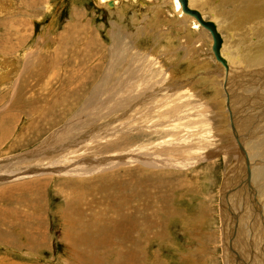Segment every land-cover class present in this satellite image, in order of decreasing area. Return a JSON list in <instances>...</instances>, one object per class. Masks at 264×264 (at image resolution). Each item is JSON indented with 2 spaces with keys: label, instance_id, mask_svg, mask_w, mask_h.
<instances>
[{
  "label": "rangeland",
  "instance_id": "rangeland-1",
  "mask_svg": "<svg viewBox=\"0 0 264 264\" xmlns=\"http://www.w3.org/2000/svg\"><path fill=\"white\" fill-rule=\"evenodd\" d=\"M203 5L227 42L228 72L212 53L211 34L179 17L172 0H117L111 8L95 0H0V264H249L246 253L264 260V244L259 254L255 245L238 251L245 218L237 229L235 206L224 198L221 207L223 182L225 197L246 165L229 110L254 136L257 123L264 127V0ZM120 173L137 206L147 193L129 180L163 184L152 190L155 213L141 215L158 223L149 240L130 221L123 233L134 232L138 248L121 245L115 233L73 242L89 216L99 227L118 226L106 204L83 206L80 217L67 205L89 203ZM242 190L234 203L260 223L250 206L257 193L242 207ZM228 247L239 257L228 260Z\"/></svg>",
  "mask_w": 264,
  "mask_h": 264
},
{
  "label": "bare ground",
  "instance_id": "bare-ground-1",
  "mask_svg": "<svg viewBox=\"0 0 264 264\" xmlns=\"http://www.w3.org/2000/svg\"><path fill=\"white\" fill-rule=\"evenodd\" d=\"M99 5L101 6H106V7H109L111 8L114 3H116L117 0H95ZM189 1V5L190 7L194 8V9H198L203 17L205 18V14L204 12L201 10V7H204L203 4H205V1L206 0H188ZM204 1V2H203ZM172 5H173V8H174V11L175 13H177L179 15V17H183L185 19H190V22H191V25L193 28L195 29H198L200 27L204 28L205 30H207L209 33L210 31L205 28L198 20L195 16L189 14V13H186L185 11H183V7H182V3L180 0H172ZM215 11V10H214ZM211 13H213V18H215V14L214 12L211 11ZM177 15V16H178ZM184 15V16H183ZM188 18H187V17ZM206 19V18H205ZM216 20L215 19H212V21ZM216 24H217V29L219 30L220 32V29H219V23H217L216 21H214ZM222 27V26H221ZM211 34V33H210ZM234 34H232L233 36ZM212 37V35H211ZM223 38V37H222ZM212 40H213V37H212ZM92 42V40H91ZM224 43L225 44V47H224ZM213 45V44H212ZM232 45V44H231ZM227 46V42L226 40H224L223 38V43H222V47H221V54H222V50H223V47H224V50ZM93 47V46H92ZM212 53H213V50H212ZM214 55V53H213ZM223 56V55H222ZM215 57V55H214ZM224 57V56H223ZM91 58V57H89ZM216 59V57H215ZM217 62L221 63L222 66L224 67V69L228 72L229 68H230V65H228V61L227 59H225L227 61V65H224L221 61H219L218 59H216ZM98 70V69H97ZM237 70V68L235 69ZM238 72H239V69H238ZM232 80V79H231ZM262 80H260L261 82ZM256 83V82H255ZM258 83V82H257ZM264 83V81L262 82ZM261 83V84H262ZM233 84V83H232ZM237 85V84H236ZM243 85V84H242ZM245 87V86H244ZM236 88V87H235ZM255 89V88H254ZM246 91V90H245ZM248 93V92H247ZM254 94V93H253ZM254 97H258L257 93L255 94ZM260 97L258 98H254L253 100L255 101H258ZM228 99V98H227ZM262 99V98H261ZM253 100H250L251 104H252V101ZM233 101V100H231ZM228 102H229V99H228ZM227 102V103H228ZM249 102V100H248ZM247 102V103H248ZM259 102V101H258ZM254 103V102H253ZM249 104V103H248ZM248 104H245L247 106H245L244 108H249L250 106ZM260 104L261 105H264L261 103L260 101ZM259 105V103H258ZM260 105V106H261ZM252 106V105H251ZM258 106V109L259 107ZM229 107L231 108V102H229ZM69 108V107H68ZM228 108V106H227ZM242 108V107H241ZM243 108V109H244ZM264 108V107H263ZM234 109V107H233ZM232 109V111H234ZM231 110V109H230ZM248 110V109H246ZM252 111V110H251ZM240 112V111H239ZM247 112V111H246ZM253 112V111H252ZM237 114V113H236ZM239 114V113H238ZM241 114V113H240ZM242 114H245V112H243ZM241 114V115H242ZM248 114V113H247ZM253 115V114H252ZM255 115V114H254ZM258 115V114H256ZM251 117V116H250ZM253 118V117H251ZM256 120V119H255ZM2 121V120H1ZM248 121V120H247ZM238 122V119L237 117H235V125H236V129L238 131V133L240 132V138H239V150H238V160H239V165L241 166L242 165V161L244 160L245 164L246 165H242V171L239 172V176H241V181L242 179L244 180V178L247 180H245V184L237 189V187L234 185L232 186V189L229 188V191L225 194V199L226 201L230 202L231 204H233V206H235V208L232 209V211L235 210V214L239 212V216L234 220L233 224L236 225L237 229L239 227H241V221H243V219L245 218V221L241 227V231L239 230L236 231L237 235L241 234L240 235V242H241V245H239L240 248H238V251L240 253H243L244 252V249H246V252L249 251L250 252V247L249 246H252V245H255V249H256V252L257 254H259V247L261 244H264V240H258V241H254V237H259V235H261V233H264V226H263V222H264V207L262 205H264V175L262 174V172H260V166L259 165H262V162H261V157L260 154L262 153H257V151L259 150L258 148V142L257 141H262L264 143V132L262 131V129L264 128L263 126H261L263 123L260 121L259 123H257V125H259L260 129H261V132L259 131L258 128H254L255 132H256V136L252 135L251 134V127L253 126H244L243 125V128L239 126V124H237ZM5 126V125H4ZM3 126V127H4ZM242 129V130H241ZM5 130V129H4ZM264 130V129H263ZM243 131V132H242ZM250 131V134H248ZM234 134V133H233ZM5 135V134H4ZM1 136V135H0ZM255 141H252L251 139H253ZM262 143V145H263ZM240 144L244 147V150L241 149L240 147ZM249 144V145H248ZM251 148L254 147V150L256 149V151H254V154L256 155H253V150L252 148L251 149H248V147ZM262 148V147H261ZM264 150V149H263ZM264 152V151H263ZM244 155V156H243ZM258 155V156H257ZM245 157V158H244ZM246 159L249 160V166H250V170L248 169V165H247V162H246ZM245 166V167H244ZM245 168H246V171H245ZM133 172V171H132ZM154 173L150 172V175H153ZM120 175H122L121 173L118 174V175H113L110 177V179L106 180L107 182H104L103 181V186L101 187V190L99 191V193H97L96 195L94 196H91L92 200L89 202V203H85L84 202V197H82V201L77 204L75 203V207H73V204H71V206H69V204L67 205V207L70 209V208H76V210H74V217H80L83 215V206L87 207L88 209H90L91 211H95L97 208L98 205L100 204H106L109 208H110V211L119 216V224L118 226L117 225H114V224H111L110 227H99L98 226V218L96 217H92V216H89L88 217V222H84L82 227L80 230H79V236H78V240H72L73 242H77L79 244H82L85 242V244H90L93 236L96 237L97 241L98 239H101L100 241H104L105 238L102 237V234L103 233H115V234H120L121 237L118 239L119 242H121L120 244L121 245H124V243L126 244H134L136 246V243H139V242H136L137 240L136 239H139L137 238L135 235L134 232H131L129 234H125L123 233V224L125 223H129L130 221L134 222L135 225H136V228L140 230L141 233H143L145 235V239L147 238L149 240V238L151 237L150 234H151V231L153 228H155V226L158 225V223L152 219V218H143L141 217L142 213L144 212H149L150 214H153L155 213V209L153 208L152 204H151V198L154 197V193L152 192V190L155 189V187H160V190H162V186L163 184H161V182H159L160 180L158 179V177H156L154 180L155 181H150L149 178L147 177H142V178H139L138 179V183L137 182H131L129 180V184H131V186H137L138 188L140 187L142 190H144L146 193H147V198L145 200H143V203L140 204L139 206H137L138 203V199L137 197L133 198H130V197H127L125 195V187L128 186V183H125L123 182L121 179H120ZM140 175V174H139ZM132 176V175H131ZM149 176V175H148ZM154 176V175H153ZM245 176V177H244ZM132 178V177H131ZM154 178V177H153ZM152 178V179H153ZM157 180V181H156ZM137 181V180H136ZM240 181V182H241ZM102 182V181H101ZM164 182V181H163ZM98 183V182H97ZM117 184V185H116ZM167 185V184H166ZM30 186V185H29ZM27 186V187H29ZM25 187V186H24ZM79 187H83V184H79ZM135 187V188H137ZM35 188V187H33ZM32 188V189H33ZM24 189V188H23ZM30 189V188H29ZM128 189V188H127ZM164 189V188H163ZM240 189H243L242 190V193H243V203L241 204L242 207L244 206H249V203H248V198H247V195H250V197L254 198L253 194H256L257 193V198H255L254 200L251 201L250 203V206L252 207H256L259 212L263 215L260 217V223L257 222L256 220H251L249 217H245L243 213H241V208H240V203L237 201V203H234L235 200L237 199V197H239V191ZM31 190V189H30ZM35 190V189H34ZM238 190V191H237ZM22 191V190H21ZM141 191V190H140ZM262 191V192H261ZM128 192H129V189H128ZM127 192V193H128ZM137 192V191H136ZM142 192V191H141ZM79 193V192H78ZM131 193V191H130ZM137 194V193H136ZM100 196V197H99ZM135 196V195H134ZM142 196V195H141ZM1 197V196H0ZM155 198V197H154ZM247 198V199H246ZM9 200V199H8ZM19 200V199H18ZM142 200V199H140ZM13 201V200H12ZM21 201V200H20ZM70 201H73L72 199H69L67 200V203H72ZM95 201H97L95 203ZM155 203L157 205V202H156V199H155ZM86 204V205H85ZM79 205V206H78ZM97 205V206H96ZM155 205V204H154ZM76 206H78L79 208H77ZM96 206V207H95ZM66 207V208H67ZM155 207V206H154ZM159 208V207H158ZM157 209V208H156ZM163 210V209H162ZM130 211L131 214H128ZM158 211V210H157ZM231 211V213H232ZM159 212V211H158ZM157 212V213H158ZM161 212V211H160ZM159 212V213H160ZM229 213V212H228ZM233 214V213H232ZM233 214V215H235ZM249 218V219H248ZM241 220V221H240ZM85 221V220H84ZM93 225V226H92ZM94 227V229H93ZM92 228V229H91ZM229 228V224H226V231L227 229ZM69 229V227H68ZM82 230V231H81ZM225 231V232H226ZM78 232V231H76ZM102 232V234H100ZM250 233V235H249ZM77 235V233H76ZM144 235H142L141 237H143ZM72 236V235H71ZM70 236V237H71ZM123 236V237H122ZM242 236V237H241ZM140 237V238H141ZM244 238V240L242 239ZM94 239V241L96 240ZM146 239V240H147ZM250 240V241H249ZM136 242V243H135ZM93 243V242H92ZM150 243L149 241L145 242V244H148ZM263 246V245H262ZM137 247V246H136ZM138 248V247H137ZM139 253V252H138ZM232 254L229 247H228V254L230 257H227V259H231V257H239V254ZM253 253H255L253 251ZM123 256V255H122ZM248 260L251 256V261L249 260V264H264V260L261 258L260 261L258 260L257 257H255L254 255L252 254H249V253H246L245 255ZM259 256V255H258ZM141 257V256H140ZM131 258L135 259L137 261V255L136 253H134ZM260 258V257H259ZM233 260V259H232ZM240 263V261H239ZM243 264V263H242Z\"/></svg>",
  "mask_w": 264,
  "mask_h": 264
},
{
  "label": "water",
  "instance_id": "water-1",
  "mask_svg": "<svg viewBox=\"0 0 264 264\" xmlns=\"http://www.w3.org/2000/svg\"><path fill=\"white\" fill-rule=\"evenodd\" d=\"M180 1L182 3L183 11L195 16L197 18V20L205 28H207L210 31V33H211V35L213 37V45H212L213 53H214L216 59L221 61L224 65H227V61L225 60V58L221 54V47H222V43H223V38H222V35L219 32V30L217 29V24L214 21H212L211 19H205L203 17L202 13L198 9H194V8L190 7L188 0H180ZM227 106L229 108V102L227 103ZM229 111H230L231 127H232V130H233L234 136L236 137L237 140H239V136H238V133H237V130H236V125H235V118L232 115L231 110H229ZM240 147H241V149L244 150V147L241 144H240ZM246 162H247V165H248V169L250 170L249 160L246 159ZM245 180L246 179L244 178V180L242 179V182L238 183V188L237 189H239L240 187H242L245 184L244 183ZM225 188H226L225 187V182H223V189L221 190V196L223 198L221 207H222L223 211H224V208H225L224 197H223V191L226 190Z\"/></svg>",
  "mask_w": 264,
  "mask_h": 264
}]
</instances>
